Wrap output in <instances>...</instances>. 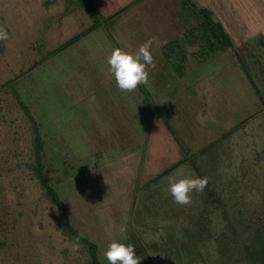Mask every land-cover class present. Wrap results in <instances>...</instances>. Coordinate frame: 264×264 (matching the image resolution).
Wrapping results in <instances>:
<instances>
[{"label": "rangeland", "instance_id": "1", "mask_svg": "<svg viewBox=\"0 0 264 264\" xmlns=\"http://www.w3.org/2000/svg\"><path fill=\"white\" fill-rule=\"evenodd\" d=\"M134 1L0 0V30L8 33L0 39V264H61L39 261L50 254L57 260L62 249L67 259H78L77 247L85 264H107L108 243L122 238L133 244L140 264H251L246 251L264 238V104L254 95L239 55H248V66L263 65L255 73L262 85L264 57L254 60L256 32L239 30V18L228 10L249 7L253 0H198L213 8L235 48L213 36L209 44L203 35L210 33L179 0L141 1L147 14L140 19L146 28L140 45L163 32L182 33L178 19L185 31L162 49L164 59L152 45L155 67L148 83L135 89L137 98L145 91L152 111L143 107L144 123L136 124L131 122L134 107L141 109L137 100L135 106L127 100L118 106L103 94L116 89L112 80L106 87L100 76L97 85L88 83L84 60H104L103 31L53 54L98 22L112 37L117 29L128 33L133 22L127 19L134 12L120 18L117 10ZM96 34L101 38L94 47L87 39ZM81 87L89 93L84 103L78 101ZM242 107L247 110L239 113ZM118 108L129 114L135 133L137 169L128 175L112 161L116 147H123L112 139L118 130L110 115ZM35 127L42 161H37ZM130 141L123 152L133 151ZM103 142V151L96 153ZM39 166L60 202L41 184ZM179 175L207 177L204 190L193 193L188 205L175 203L167 191L169 178ZM121 212L126 218L118 225L126 232L105 233L114 230L111 224Z\"/></svg>", "mask_w": 264, "mask_h": 264}, {"label": "crops", "instance_id": "2", "mask_svg": "<svg viewBox=\"0 0 264 264\" xmlns=\"http://www.w3.org/2000/svg\"><path fill=\"white\" fill-rule=\"evenodd\" d=\"M141 1L142 0H135L133 2V5L132 6H130V7H123V8H120V9L117 10V13H118V15H119L120 18L124 17L125 12L127 10H130V11L134 12L127 19L128 24L133 22V24L128 25L130 27L129 30H128V33H126L127 36H128V40H125L126 34H124L123 32L120 33L118 29L117 30H114L115 37H112L109 33H107L105 30H103V27H105V25L103 23H101V22L100 23L98 22V23H95L94 25H92L87 32L81 34L80 37L77 36L75 39L70 40L71 43H68L65 46L66 48L67 47L68 48L69 47H72L73 48V46L75 44H77L80 41V39H83L84 37L86 38L88 35H90L92 33H95L96 30L103 31L104 38H101L100 37L101 38V42L100 43H102V46H103V51H101L102 52L101 55H104V60H106V61H104V60L101 59L102 62H99V63H97L96 61L89 62L88 59L89 58L91 59V56H88L87 58H85L84 61H85V64H86V72H87V69L88 68L90 70L86 74L91 75L88 78L89 79L88 80V83H89V81L92 82V80L93 81L95 80L96 85H97V81H98L97 78H99L98 76H100V78L102 80L103 87H106L107 85L111 84L112 81H113L114 84H115L116 89L114 88L111 93H108L106 91L104 92V90H103V92H104L103 94H106V96L109 99L112 100L113 104H115V102H117L118 103V106H121L122 107V105H125L122 100H124V101H126V100L127 101H130L132 103V105L133 104L136 105V100H137L138 101L137 103L140 104L139 105V108H141L140 109L141 111L140 110L137 111L136 106L133 105V106H135L134 107V109H135L134 110V115L132 116L134 121L131 122V123H134L135 122V124L138 121L139 122H142L143 121V117H141L142 116V113H143L142 108L143 107H145V108L148 107V113H150V111H152V109H151V106L152 105L146 102V98H145L146 96H145V93H144L145 91L139 90V93H140V96L139 97L140 98H137V96H135V90H133L131 92H128V91H122V90H120L117 87L114 77L108 71L107 57L111 54V51L114 48L120 47L119 45H121V47H128V48H131L133 50L137 49L140 46L139 43H141V42L139 41V39L141 38V36H144V34H142V32H144L145 29H146L145 28V25H142V22H141L140 19L145 18L146 17V14H147L145 12H143L144 14L142 13V10L147 11V8L146 7L144 9L143 8H139L140 5H143L144 4V3H142L143 1L142 2ZM157 2L160 4L161 0H157ZM233 9H235V11ZM160 11L161 10H159L158 12H160ZM228 11H231L233 13L232 14L233 16L239 18V19H237V20L235 19V20L238 21L239 24H241V25H239V27L241 26L244 29V31L246 30L247 32H251V33L256 32V35L254 34L253 35L254 37L252 36V40L254 41V43H256L255 45H256V48H257V51L254 53V60H255V57H257V59H258V57L261 56V54L263 53L262 47L259 46V44L257 43V38H258V36H264V0H253V1H251V4H249V7L244 6L243 8H240V9H239V6H237V7L234 6L233 7L231 5L230 10H228ZM172 13H174V12H172ZM160 14L159 13L157 14V15H159V19L161 17ZM115 15H113V16L115 17ZM174 15L180 16V17L182 16L179 11H176V13H174ZM178 21H180L181 23H176V24L180 25L179 27H181V29H182V33H181V31H180V33L183 34V28H184V31H185V23H184V20L183 19H178ZM241 27L239 28V30H242ZM105 32H106V36H105ZM180 33L179 32L178 33L175 32V33L169 35L168 32H166V34H165V32H163V34H161V36H160V34L155 35V39L153 40L154 41L153 42V46H154V50L156 52V55L158 56V57L156 56L157 58L164 59V56L163 55L160 56V52L162 51V49L164 47H167L168 46L169 42L171 43L173 41L178 40V39H176L177 37H179V38L182 37L183 35L181 36ZM99 35L100 34H96L94 37L90 36L87 40L90 39L91 44L94 47H96V44H97L98 40H100V38H98ZM174 35H175V37H174ZM169 37H171L170 40H169ZM118 40L121 41L122 44L117 45V41ZM126 45H128V46H126ZM247 47L248 46H246L245 48H247ZM241 49H240V52L241 51H243L244 53L247 52L246 49H244V48H241ZM61 50H63V48L62 49H55L53 51V54L55 55V54H57L59 52H62ZM257 53H259V55H256ZM91 54L92 53H90V55ZM243 56H244V54H243ZM243 56H242L243 62L245 63V65L248 66V62L246 61L247 60L246 57L248 55L245 54V56L244 57ZM168 64L169 65H172L170 63V61L168 62ZM81 65H82V68H83L84 67V64H81ZM262 67H263V65L260 64L257 61H256L255 64H252L251 66H248L247 67L248 71H250L251 76L253 74L252 72H254L253 79H254V81H255L256 85L258 86V88H259V90H260L261 93L264 90L263 89L264 88L263 87L264 83L262 85L261 83L258 82L259 80H258V77H255V73L256 74H258L257 72L261 73L262 72V69H263ZM78 69H80V67H78ZM96 70H97V73H96ZM171 71H174V70H171ZM226 77H227V80L229 82V76H226ZM84 81L85 80L83 79L81 82H79V81L78 82H79V84H81ZM230 82H231V79H230ZM260 86L262 87V89L260 88ZM247 88H248V85H245V89L246 90H247ZM76 92H78V90H76ZM253 93H254V95H257V92H256L255 88H253ZM80 94H82L83 96L82 97H79L78 98V101L79 102H82V103H84V101H87L85 99V96L86 95H89L88 90L87 89L85 90V88L82 89V87H81ZM263 97H264V95H263ZM258 99H259V97H258ZM260 102L261 101L259 99V103ZM237 105L239 106L240 103H238ZM127 106H129V105H127ZM262 107H263V105H262ZM115 108H117V107L115 106ZM243 110H247V109L246 108H243L241 110L238 109V112L241 113V111H243ZM119 112H120V114H119ZM262 112H264V110ZM117 114H119V117L117 116ZM126 114H127V112L124 109L118 108L117 111H116V113L114 114V116L113 115H110V119L113 118V120H116V129L118 130V131H115L114 130L116 136L114 135L112 139L120 140L121 142H119V144L121 143V145L123 146L122 149H120L118 146L116 147V151H119L120 154L116 152L118 156L115 157V159H112V161H114L116 164L119 163V165H120V167H119L120 168V171L122 173L128 175V173H132L133 174L134 173L133 172L134 169L135 168L137 169V167H136V161H135V158H134V155L136 154V147H135V142H134V138H135V135L134 134L135 133L132 130L130 131V124L131 123L130 124L127 123V122H129V121H127L128 120L127 116L129 114H127V115ZM125 115H126V117H124ZM104 117H108L107 114H105V116H103L102 118H104ZM121 121H124V122H121ZM143 123H144V121H143ZM124 124H128V125H124ZM90 127H91V129H94V130H96L95 128H97V127H94L93 124H91ZM101 128H102V130L104 129L106 132H110V131H108L107 128H104V127H101ZM89 134H90V136H93V133L91 131H89ZM90 139H95V138L92 137ZM130 140H132V145H133V148H134L133 151H126L125 150L123 152V149H125L126 146L128 144H130V142H131ZM103 144H104V142L98 144V147L100 148V150L96 151V153L103 151V149H104ZM128 181H129V179H128ZM119 202L123 203L121 200ZM118 216H119L118 218H120V219H118V222H115L114 221L111 224L112 225L111 227L114 230H112V232H107L106 231L105 233H107V234H111V233L112 234H119L121 232L120 229L122 227H120V225H118L119 224V220H122L123 217L126 218L125 217L126 215L125 214H122V212H121ZM64 234H67V233H63V235ZM48 239H49V241L52 240L54 242L55 239H56V237L54 238V236H53L52 238L50 237ZM67 240H70V239L67 238ZM75 247H77V246H75ZM75 249H76V252H75V255L74 256H77L78 259L71 258L72 255H70V258L67 259L66 256L69 255V254H65V249H62L61 252H60V255H58V257H57V260L55 258H53L52 255L49 253L50 255L48 257L47 256H44L45 259L47 258V260H45V261L43 260V261H39V262H57V261H60L61 264H68L70 262H73V264H85L86 259L84 261H82V257L83 258H85V257H84V254L81 253V249L78 248V247L75 248Z\"/></svg>", "mask_w": 264, "mask_h": 264}, {"label": "clouds", "instance_id": "3", "mask_svg": "<svg viewBox=\"0 0 264 264\" xmlns=\"http://www.w3.org/2000/svg\"><path fill=\"white\" fill-rule=\"evenodd\" d=\"M8 33L0 30V39H7ZM153 40L149 39L133 50L128 47H116L107 57L108 71L114 77L117 87L131 92L138 85L148 83L150 69L155 67L152 52ZM207 177L196 175L172 176L168 180L167 191L175 203L188 205L192 194L202 192L207 185ZM121 233L126 229L121 228ZM107 264H140L141 257L133 244L126 238L112 239L104 250Z\"/></svg>", "mask_w": 264, "mask_h": 264}, {"label": "trees", "instance_id": "4", "mask_svg": "<svg viewBox=\"0 0 264 264\" xmlns=\"http://www.w3.org/2000/svg\"><path fill=\"white\" fill-rule=\"evenodd\" d=\"M179 1L183 7L190 10L196 16V18L200 20V23H199L200 29H202V31H205L208 34L210 33V36L209 35H203V37L208 39L209 44H211V42H212L211 36H213V38H215V40L217 42H219V44H221L222 42H225L228 45L235 48V43H234L232 37L230 36L226 27L219 20L218 16L215 15V11L213 9H211V7L202 6L198 0H179ZM207 31H210V32H207ZM68 43H71V41ZM257 43L259 44V46L262 47L263 53L261 54V56L264 57V36H258ZM66 45H63L60 49L64 48V46H66ZM239 59L241 61V64L245 68V71H246V73L250 79V82L253 85V88H255L256 92L258 93L259 97L261 98V101L264 104V97H263L262 93L260 92L258 86L256 85L253 77L251 76V74H249L248 69H247V65H245V63L243 62V59L241 58L240 55H239ZM21 104L23 106L22 102H21ZM23 108H24L25 112L29 113V111L27 110V108L25 106H23ZM30 118L32 119V122L34 123L35 122L34 118L31 116H30ZM34 130H35L34 133H35V138H36V143H37L36 144L37 145L36 146L37 161H42V152H40L42 150H40V146H39V142H41L40 137H39L40 134H39L37 127H35ZM181 163H182V161H179L176 164L166 168L162 172L161 175H163L164 173L170 172L174 167H176L177 165H179ZM36 172L40 178L41 184L45 187L46 192L50 196H52L57 202H60L59 198H57L56 195L51 190L49 184L46 183V178L44 176V170L41 168V166H39L37 168ZM157 177H159V175ZM210 195L212 196L213 194L210 193ZM258 244H259L258 247L249 248L246 251V255L248 258L247 260L249 262H251V264H264V238L263 239L261 238L259 240ZM94 261H97L96 257L94 258Z\"/></svg>", "mask_w": 264, "mask_h": 264}]
</instances>
